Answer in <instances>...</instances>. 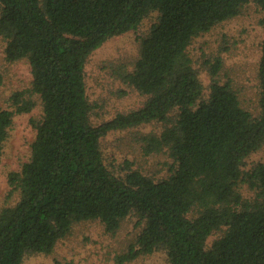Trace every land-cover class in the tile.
Segmentation results:
<instances>
[{
	"label": "trees",
	"instance_id": "obj_1",
	"mask_svg": "<svg viewBox=\"0 0 264 264\" xmlns=\"http://www.w3.org/2000/svg\"><path fill=\"white\" fill-rule=\"evenodd\" d=\"M251 1L264 9V0H0L5 59H26L32 76L29 87L11 94L13 107L0 108V153L14 115L41 109L31 119L28 158L8 174L18 198L0 207V264L50 253L83 220H98L114 233L130 214L142 226L117 264L157 250L168 264H264V159L246 167L264 144V36L257 114L229 81L213 77L218 56L209 61L205 93L187 51L193 38ZM152 13L138 56L121 73L144 96L141 105L94 123L89 56ZM151 122L162 128L145 138L144 150L166 149L169 172L155 178L129 165L123 174L110 168L101 139ZM240 184L253 196L244 197Z\"/></svg>",
	"mask_w": 264,
	"mask_h": 264
},
{
	"label": "rangeland",
	"instance_id": "obj_2",
	"mask_svg": "<svg viewBox=\"0 0 264 264\" xmlns=\"http://www.w3.org/2000/svg\"><path fill=\"white\" fill-rule=\"evenodd\" d=\"M155 19V13L148 15L136 29L108 39L89 56L85 80L88 100L92 105L90 117L94 123L118 111L141 105L144 96L124 84L121 73L132 67L139 54L140 38L147 33ZM263 36L264 9L251 1L238 15L193 38L187 51L205 93H208L212 81L209 61L218 56L221 67L213 77L220 82L229 81L238 93L241 104L252 114H257V71ZM5 42L0 36V108L13 107L11 94L29 87L32 78L26 59H5ZM121 88H125L126 93H121ZM33 98L38 101L37 95H33ZM40 113L37 104L30 112L15 114L13 117L0 153V207L14 203L18 198V192L11 191L8 174L20 170L28 158L30 144L35 136L31 119L39 118ZM161 128L162 123L151 122L109 132L101 139L107 164L120 174L129 165L155 178L166 175L172 163L166 149L151 152L144 150L145 138ZM263 159L264 144L247 158L246 167ZM239 190L246 198L253 196V191L246 184H240ZM141 226L133 214L123 219L114 233L106 231L98 220H83L75 223L70 232L57 241L50 253L29 255L23 264H117L116 256L128 250ZM221 233L222 229L213 232L207 238V244ZM122 264H168V261L166 253L157 250L150 254H140Z\"/></svg>",
	"mask_w": 264,
	"mask_h": 264
}]
</instances>
